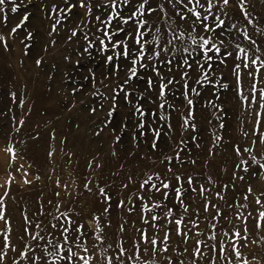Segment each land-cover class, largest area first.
I'll list each match as a JSON object with an SVG mask.
<instances>
[{"label": "rangeland", "instance_id": "374dc122", "mask_svg": "<svg viewBox=\"0 0 264 264\" xmlns=\"http://www.w3.org/2000/svg\"><path fill=\"white\" fill-rule=\"evenodd\" d=\"M16 4L20 7L17 12L12 13L11 8L15 5L6 0L3 11L0 12V21L6 18V23L0 22V35L4 37V40L0 41V197L3 198L5 220L10 225V232L5 234L17 250L13 252L11 249H5L7 256L4 264H13L14 260H19V264H26L17 255L22 249L28 250L25 248L27 237L25 240L20 239L25 236V216L33 221L32 228L35 227V222H42V227L47 225L46 232L55 231L50 229L49 222L57 223L53 217H60V212L64 211L70 212L82 223L91 220L93 216H101L103 221L101 214L105 204L102 203L103 197L100 196L98 187L105 188L112 197V208L107 215L111 227L105 228L106 239L99 248L93 250L89 241V254L95 257L92 264H107L105 257H112L113 264H119L115 260L119 251L117 241H122L127 250L125 256L121 257L123 264H168L165 257L169 256L171 264H178L179 260H183L184 264H192L190 253L194 242L190 240L188 252L177 256L176 253L182 251V247L174 243L178 239L174 232L169 240L172 247L168 252L161 253L158 249L155 254L151 250L145 254L146 246L142 245L137 253L132 244L137 239V229L142 227L138 215L139 201L133 197L137 212L132 214L116 208L118 200H127L136 192L139 180H142L146 173L172 177L173 173L167 172L168 166L174 167V170L178 168L185 175L199 177L201 181L212 177L215 182L212 186L216 191L224 184L229 185V189L223 193L225 200L228 204L234 200L247 204L246 209H240L245 215L258 207L255 204V196H260L264 201V195H260L264 193V171L258 170V165L250 159L255 156L257 161L264 163V143L260 142V134L264 133V109L259 108V92L256 96L257 103L246 107V102L238 95L230 61L228 67H217L213 77V83L227 84V88H201L200 85H193L200 92V95H189L195 114L190 123L195 124V132L191 127L182 126L184 117L188 115V106L180 96L179 85L174 87L177 98L170 96L169 102L176 105V110L163 111L162 114L167 119L159 121L165 127L161 128L162 136L157 150L153 152L149 143L141 140L139 133L137 139L141 142L137 144L132 140L131 131L134 130L137 120L133 118L132 109L124 104L122 98L118 100L117 113L107 127L103 122L111 104L110 99L103 110L95 114L89 111L91 107L99 108L104 102V97H111L112 88L117 81L104 79V74L111 69L104 68L102 56L96 49L90 50L91 57L88 54L82 57L78 55L83 51L85 44L83 33L88 32L91 37L96 30L87 20L81 24L80 29H76L83 10L74 9L70 19H62L57 24L60 17L52 14L51 8L56 5L59 11L60 7H67L64 0H23V3L16 0ZM248 8L254 23L264 28V0H249ZM93 11L98 14L95 8ZM230 14L240 19L238 9ZM24 15H28V21L12 33L11 30L21 23ZM87 19L91 20L92 17ZM54 24L55 32L52 31ZM160 26L163 29L164 25ZM73 29L79 34L69 40L70 30ZM253 30V27L249 26L250 34ZM29 34L31 39L27 38ZM255 39L259 43L262 37L257 35ZM78 59L79 66L76 65ZM38 60L41 61L39 65ZM89 69L96 73L94 81L89 76ZM260 76L264 79V71ZM137 83L143 89L144 81ZM249 87L245 77L244 94L251 98ZM260 87L264 85L257 84V88ZM96 92L98 94L93 96ZM141 104L146 112H157L155 104L147 100H142ZM257 113H260L259 117ZM258 118L260 123L257 130ZM145 120L152 121L153 127H156L154 117L147 116ZM20 121H23V124ZM122 122H126L129 129L121 133ZM168 124H171V129L167 127ZM113 128L116 132L112 131ZM117 135L121 136L119 143L116 142ZM217 137L221 139L218 140ZM143 139L147 140L148 137ZM181 141L184 142L181 147L189 150L188 155L181 152V157L186 161L195 159V165H180L176 160H173V165H167V161L163 159L165 156L174 157L176 145ZM236 146L241 150L252 148V152L237 157ZM240 159H249L248 172L235 168ZM234 172L237 177L235 180ZM129 175L136 179L137 183L129 184V187L124 189L122 184L128 182ZM241 175L245 177L244 180L238 179ZM89 181L91 191L85 188ZM249 186L252 188V194L245 201L243 196ZM160 195L162 193L153 194V200L159 199ZM57 205H60L59 211L56 210ZM253 216H257V213L253 212ZM60 221H64V218L60 217ZM121 224L125 228L122 233L118 231ZM255 224L256 220L252 217H248L247 225L242 221L236 222L238 228L242 230L247 227L248 232L242 231V235H247V240L236 241L240 246L241 255L237 259L232 254L231 264H245V261L248 264H264V227L256 228ZM143 227L148 228L151 234L152 229L148 225ZM205 227V224H201L202 230ZM5 228L4 221H0V232H5ZM217 228L219 229V225ZM166 231H169V228L161 229L156 238L163 239ZM3 239L0 235V248L3 247ZM27 242L34 243L31 240ZM109 245L111 247H108ZM229 247H232L230 242ZM51 250L50 248L49 251ZM40 251L38 248L36 253L30 252V255L39 254ZM136 255H139L140 259H136ZM129 256L133 258L129 260ZM195 264H209V261L204 257ZM216 264L228 262L221 261L217 255Z\"/></svg>", "mask_w": 264, "mask_h": 264}, {"label": "snow or ice", "instance_id": "6c2138e0", "mask_svg": "<svg viewBox=\"0 0 264 264\" xmlns=\"http://www.w3.org/2000/svg\"><path fill=\"white\" fill-rule=\"evenodd\" d=\"M9 2L15 5L11 8V12H17L20 5L16 4V0H9ZM5 3L6 0H0V12L3 11ZM248 3L249 0H96L95 3L93 0H75L74 3L72 0H64L67 7H60L57 11V6L53 5L51 13L60 17L57 19L58 24L62 19H70L74 9L83 10L76 29H80L81 24L87 20L96 30L91 37L88 32L83 33L85 44L83 51L78 55L82 57L88 54L91 57L90 50L96 49L102 56L104 68L111 69L110 72L104 74V79L117 81L115 87L112 88L111 97H104V102L99 108L91 107L90 113L95 114L103 110L110 99L111 104L103 122L107 127L112 122L114 114L117 113L118 100L122 98L124 104L132 109L133 118L137 120L134 130L131 131L132 140L134 143H140L141 141L137 139V133H139L141 140L149 143L150 148L155 152L162 136L161 128L165 127L159 121L167 119L162 113L166 109L176 110V105L169 102L170 96L173 99L177 98L174 87L179 85L180 96L184 98L188 106V115L184 117L182 126L191 127L195 132V124L190 123L195 114L192 111L193 101L189 95H200V92L193 85H200L201 88L217 86L227 88V84L213 83V77L216 75V68L228 67L229 61L232 65V75L236 78L238 95L246 102V107L257 103L256 96L259 92L261 101L259 108L264 109V87L257 88V84L264 85V79L260 76L264 71V58H262L264 57V28L254 23ZM94 8L98 14H94ZM237 9L240 19L230 14ZM88 17L92 19L88 20ZM27 21L28 15H24L21 23L11 30L12 33L23 27ZM0 22L6 23V18ZM97 24L99 26H96ZM161 24L164 25L163 29ZM84 26L87 27L86 24ZM249 26L254 29L251 34L248 31ZM76 29L70 30L69 40L78 36ZM52 31H56V24L53 25ZM257 35L262 37L259 43L255 39ZM27 38L31 39V34ZM3 40L4 37L0 35V41ZM66 59L70 58L66 57ZM40 63L41 61L38 60L37 64ZM79 64L78 59L76 65L79 66ZM89 76L93 81L96 79V73L91 69H89ZM245 77L250 84L248 91L251 93V98L244 94ZM120 80L123 82L119 83ZM141 80L144 81L143 89L137 83ZM75 91L76 89L73 90V94ZM97 94L98 92L93 93V96ZM142 100L155 104L157 112H146L141 104ZM209 103L212 102L209 101ZM259 115L260 113H257L258 117ZM147 116L155 118L156 127H153L152 121L146 122L145 117ZM20 123L23 124V121ZM256 123L258 130L259 118ZM167 127L171 129V124ZM220 127L222 128L223 125ZM128 129L129 125L122 122L121 133ZM112 131L116 132V129L113 128ZM260 135L262 137L260 142L264 143V133ZM145 137L148 139L144 140ZM120 139L121 136L117 135L116 142L119 143ZM193 142H195V137H193ZM183 143L181 141L176 145L174 157L165 156L163 158L167 161V165H173V160L179 161L180 165L197 163L195 159L186 161L181 157V152L189 154L186 147H181ZM196 146L199 147L198 144ZM251 152L252 148L241 150L239 146L235 147L237 157H243L245 153ZM209 154H212L211 151ZM250 159L258 165V170L264 171V163L257 161L255 156H251ZM235 168L248 172L249 159H240ZM167 172L173 173L172 177H161L159 173H146L145 177L139 180L135 193L127 200L120 199L116 202L117 209H123L128 214H132L137 212L133 197L139 201L138 215L142 227L137 229V239L132 247L137 250V253L142 245L146 246L144 247L145 254L149 250L155 254L158 249L161 253L168 252L172 247L169 240L174 232L178 238L174 243L182 247V251L176 253L177 256L188 252L190 240L194 242L190 253L192 264H195L197 260H203L204 257L208 258L209 264H216L217 255L221 261H227L228 264H231L232 254L239 259L240 246L236 244V241L247 240V235H242V231L247 233L248 229L243 227L241 230L236 222L242 221L244 225H247L248 217H252L256 220V228L264 227L261 223L264 222V201L260 199V196L254 197L258 207L248 211L245 215L240 209H246L247 204H241L238 200L228 204L225 200L223 193L229 189V185L224 184L219 191H216L212 186L215 182L210 176L201 181L199 177L185 175L178 168L174 170L172 166L167 167ZM233 178L234 180L237 178L235 172ZM244 178L243 175L238 177L240 180ZM127 181L122 184V188L127 189L129 184L137 183L131 175L127 177ZM90 183L91 181L85 184V188L89 191H91ZM234 188L233 183L232 190ZM98 191L103 197L102 203L105 204L101 214L104 217L103 221L101 216H93L91 220L82 223L70 212L64 211L60 212V217H63L64 221L54 216L53 219L57 220V223L49 222V224L50 229H55V231L46 232L47 225L42 227V222H35V227L32 228L33 221L25 216V236L20 239L25 240L27 237L25 248L28 250L22 249L17 253L20 259H23L26 264L28 262L30 264H38V262L41 264H61V262L92 264L95 257L89 254V241H91L93 250L99 248L106 239L105 228L111 227L107 215L112 208V197L103 187H98ZM161 193L159 199L153 200V194ZM251 194L252 188L249 186L243 199L247 201ZM56 195L59 196V193ZM59 208L60 205H57L56 210L59 211ZM253 212H256L257 216H253ZM0 221H4L6 225L5 232H0L4 238L3 247L0 248V264H4L7 256L5 249H11L13 252L17 250L5 234L10 232V225L5 220L2 197H0ZM201 224H205V229H201ZM143 225H148L152 229L151 234L149 229ZM171 225L175 227L171 228ZM163 228H169V231L164 233L163 239L158 240L156 236ZM118 231L121 233L125 231L123 224L119 226ZM28 240L34 243L29 244ZM229 242L232 245L231 248ZM42 244L43 247H41ZM117 247L119 251L115 260L123 264L121 257L125 256L127 250L123 247L122 241H117ZM38 248L41 249L39 254L30 255V252L36 253ZM50 248L51 251H49ZM80 252L84 254L81 255ZM132 258V256L128 257L129 260ZM135 258L140 259L139 255ZM104 259L107 264H113L112 257ZM165 259L168 264H171L170 256ZM13 264H19V260H14ZM178 264H184V261L179 260ZM245 264L248 262L245 261Z\"/></svg>", "mask_w": 264, "mask_h": 264}]
</instances>
